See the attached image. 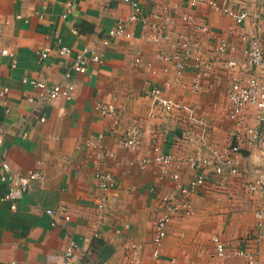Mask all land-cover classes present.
<instances>
[{"label":"crops","instance_id":"crops-1","mask_svg":"<svg viewBox=\"0 0 264 264\" xmlns=\"http://www.w3.org/2000/svg\"><path fill=\"white\" fill-rule=\"evenodd\" d=\"M211 1L244 9L248 17L237 24L211 6L210 0L194 6L192 0H139L145 21L129 23L132 37L110 39L109 30L119 20L128 21L131 14L125 0H0V90L9 89L0 95V169L6 161L21 174L35 169L43 173L33 189L17 201L16 209L1 200L9 184L0 179V264H63L70 239L79 243L75 264H135L130 258L133 245L140 247L138 264H171L172 260L208 264L214 234L227 243L221 264H245L234 251L242 247L244 238L261 235L259 259L264 264V224L256 219L264 197L250 193L248 187L258 172L264 173V121L262 141L255 147L246 146L238 173L208 176L205 186L189 197L193 213L171 220L161 254L153 257L152 237L164 210L162 200L177 198L179 191L175 181L159 179L155 163L142 167V161L154 157L153 148L158 146L173 155L172 171L186 185L196 174L188 157L201 147L209 154L217 144L204 136L201 141L193 139L186 124L188 115L183 117L177 109L164 112L154 103L151 91L160 87L177 104H192L198 113L215 117L216 110L210 111L211 106L204 104L218 103L219 85L226 78L231 80L225 63L236 60L239 68L235 74L247 77L243 64L249 39L259 37L264 48V0ZM166 14L173 22H164ZM182 15L206 24L210 32L195 30L180 19ZM3 20L9 23L2 26ZM179 34L195 42L181 73L174 62L160 58V54L174 52ZM221 38L228 39L231 52L217 60L207 57ZM61 46L70 47L73 55L60 56L56 48ZM46 47L53 51L41 59L40 52ZM4 49L13 56L3 54ZM83 51L101 54L104 63L90 61L86 73L74 75L76 90L71 99L40 102L39 90L23 82L25 77L49 84L62 82L74 55ZM197 56L212 60L215 71L208 77L211 80L203 77L195 90L193 63ZM227 94L226 90L228 113ZM31 96L34 102L28 100ZM97 103L120 107L118 121L98 114ZM226 120L228 123V116ZM255 121L256 110L252 109L250 123ZM133 125L139 128L142 142L139 149L128 150L120 141ZM99 135H103L104 149L113 153L106 166L115 185L106 193L97 184V149L89 146ZM100 204L105 207L101 209ZM49 209L52 215L47 213ZM67 213L69 220L65 219Z\"/></svg>","mask_w":264,"mask_h":264},{"label":"built area","instance_id":"built-area-1","mask_svg":"<svg viewBox=\"0 0 264 264\" xmlns=\"http://www.w3.org/2000/svg\"><path fill=\"white\" fill-rule=\"evenodd\" d=\"M259 1V0H254ZM130 4L131 14L128 21L119 20L110 30V39L116 37H132V33L128 31L129 23H135L143 20V10L140 6L139 0H125ZM200 0H192L191 5H196ZM210 5L217 9L223 10L227 15L232 17L237 24H242L248 17L246 10H234L228 7L218 5L216 1L210 0ZM71 12V7L67 10L65 16ZM164 22H173V17L165 15ZM183 19L190 24L195 30L203 33L210 32L206 24L196 20L191 15H182ZM9 23L8 20L2 21V26ZM105 44L109 40H104ZM194 41L185 34L177 36V43L174 45V52L170 55L160 54V58L172 61L178 68V73L184 71L190 60V52L194 49ZM230 43L228 39L221 38L217 45L215 52L218 55H224L230 50ZM53 51L50 47L44 48L40 52L41 59H45ZM60 56L70 57L73 55V50L68 46H61L56 48ZM3 54L13 56V53L8 49L2 51ZM86 51L78 52L74 55L71 70L65 73L62 82L49 84L43 80H30L27 77L23 78L24 83H30L34 88L39 90L38 101L44 102L47 100H55L60 98L71 99L76 90L74 82V75L86 73L88 70L89 62L103 64L104 58L97 52H92L90 55ZM245 61L243 64L247 77H242L235 74V70L239 68L236 60H231L225 63V67L230 70L231 80L228 90L229 112L228 119L233 124L230 137L231 143L226 147H214L210 149V153H205L201 147L193 156L188 160L192 168L195 169V176L184 185L180 182V175L173 172L174 157L170 153H165L160 150L158 146L153 148L155 152L154 157H146L142 161V167H146L150 163H155L158 167L159 178L166 180L170 178L177 184L179 196L164 197L162 202L164 206L163 212L158 216L152 243L154 246L153 257L158 258L161 254L160 247L168 234V225L176 215H188L193 212V204L190 200L192 193H196L205 186L208 176L215 175H235L239 171L240 155L246 146L255 147L262 141V124L264 121V48L261 44L259 37L253 36L249 39L248 46L245 50ZM212 60L205 59L202 56L194 58V72L196 79L194 89L197 90L200 86V80L203 77L210 76L215 70L213 69ZM8 87L0 90V95L4 96L8 93ZM154 103L157 104L164 112H171L177 106L176 100L164 95L160 87L154 88L150 93ZM30 102H34V97H29ZM256 110V121L251 124V110ZM95 110L104 118H114L118 121L121 113V108L113 103H97ZM189 115V124L191 127L197 125L198 118H194L192 111L189 107H184ZM44 120V118H42ZM50 136V135H48ZM103 135H99L98 141L89 142V146L97 149V154L100 160V166L96 171V179L98 188L101 192L106 193L111 187L115 185V178L107 169L106 162L108 158L113 157V153L105 150L102 146ZM141 132L136 125L131 126L125 131L121 138L120 144L128 150H137L141 146ZM3 144V136L0 134V147ZM43 177L40 169L30 170L26 174H21L12 170L10 164L6 161L1 163L0 179L2 182L9 184L8 191L2 196V201H7L11 205V209L17 208V201L23 196L24 193L33 189L35 184ZM249 192L252 194H260L264 197V173L258 172V178L249 183ZM101 209L105 207L100 204ZM47 213L53 214L52 210H47ZM65 219L69 220L70 215L67 213ZM256 219L259 225L264 224V206L256 211ZM262 242L261 235L249 236L242 241V247L237 248L234 253L236 256H241L245 259V264H261L260 245ZM214 254L213 262L211 264H221L224 260L227 243L220 237H213ZM79 243L70 239L64 251L63 264H75L79 258L78 255ZM140 247L133 245L131 248V262L138 264L140 262ZM9 264H20L17 261H11ZM91 264H106V262H97ZM171 264H177L172 260Z\"/></svg>","mask_w":264,"mask_h":264},{"label":"rangeland","instance_id":"rangeland-1","mask_svg":"<svg viewBox=\"0 0 264 264\" xmlns=\"http://www.w3.org/2000/svg\"><path fill=\"white\" fill-rule=\"evenodd\" d=\"M229 52H231V51L229 50L227 53H225L224 55L221 56V55H218L215 52V50H213L212 54H208L207 57H213V58H215V60H217V57L218 58L225 57V56H227V54ZM214 53L216 54V56L214 55ZM208 77L209 76H206L203 79L209 80L210 78H208ZM226 79L227 80H225L224 84L219 85L221 97H220V99L217 98L218 103L215 100V104H204V106H206V107H207V105L211 106V107H209L210 111H212L213 108L216 110L215 112L212 113V114H215V117L208 118L207 116H204L201 113H198L196 111V108L192 104H181L182 103L181 102L180 105L177 104V106L174 108L175 112L178 110L177 112H179V114H182L183 117H185V115H188V114H187V111L186 112L183 111L184 110L183 106H185V105L191 106V108L194 110V114L192 113V115L194 116V118H198L199 122H197V125L192 128L193 130L191 129L190 125H188L189 123H186L187 127H189L188 128V132L193 137V139H198V140L201 141L203 136L211 139L214 142V144H217L216 145L217 147H226V146H228L227 145L228 143L229 144L231 143L230 131H231V128L233 127L232 126L233 124L229 122V119H228V123H227L226 118L228 116V113H227V104H225L226 90H227V93H228L229 81L230 80L228 81V78H226ZM216 85H217V83H216ZM218 94H219V92L217 91V95ZM227 97H228V94H227ZM228 108H229V103H228ZM188 118H189V115L186 118V120ZM228 124H229V126L231 124L229 129H228ZM191 156H193V154ZM191 156H189L188 159ZM174 164H175V160H174ZM161 181H163V180H161ZM191 214H188V215H191ZM188 215H186V216H188ZM179 216H182V215H179ZM214 236H219V235L214 234L211 237V242H212V245H213V249L209 253V262H208V264H211L213 262V254H214L213 237ZM234 255H235V253H234Z\"/></svg>","mask_w":264,"mask_h":264}]
</instances>
